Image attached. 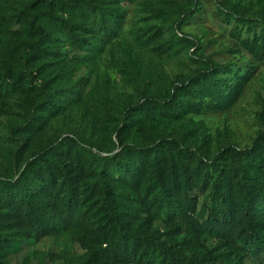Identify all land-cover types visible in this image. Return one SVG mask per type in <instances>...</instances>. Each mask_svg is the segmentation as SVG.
Instances as JSON below:
<instances>
[{"label": "rangeland", "instance_id": "obj_1", "mask_svg": "<svg viewBox=\"0 0 264 264\" xmlns=\"http://www.w3.org/2000/svg\"><path fill=\"white\" fill-rule=\"evenodd\" d=\"M51 1L63 0H0V48L12 52L8 65L0 64V175L15 178L39 148L63 138L116 153L121 147L117 125L127 123L126 114H135L145 97L163 103L173 85L195 82L206 66L200 57L230 68L214 74L235 88L232 104L168 118L147 135L131 132L127 142L183 137L193 129L195 137L188 142L195 148L208 145L209 154L253 145L264 108V0H80L84 13L60 11L76 23L78 37L85 39L81 42L46 16ZM27 5L53 38L47 43L50 53L35 63L27 59L33 40L27 32L30 14L23 11ZM181 10L192 14L178 30ZM30 72L36 87L51 82L61 105L57 115L48 116L43 97L21 85ZM18 78L12 86L10 79ZM34 112L40 116L39 127L13 135L12 128L30 123ZM92 200L86 204L92 205L90 212L95 209ZM96 216L94 212L83 229L18 235V243L5 249L7 264L98 262L102 251ZM246 264H264V254L250 255Z\"/></svg>", "mask_w": 264, "mask_h": 264}, {"label": "trees", "instance_id": "obj_2", "mask_svg": "<svg viewBox=\"0 0 264 264\" xmlns=\"http://www.w3.org/2000/svg\"><path fill=\"white\" fill-rule=\"evenodd\" d=\"M47 9L46 16L74 42L85 41L78 37L76 23L60 11L84 13L80 0L51 1ZM23 11L30 14L27 32L33 36L27 59L35 63L50 53L52 33L38 23L40 16L30 5ZM178 14L180 30L192 10ZM182 38L189 41L187 35ZM11 54L0 48L2 66ZM200 59L206 66L195 82L173 85L163 103L145 97L135 114H126L127 123L117 125L121 147L116 153L63 138L39 148L15 178L0 175V264H7L5 249L18 243V235L83 229L94 212L101 258L78 264H246L250 255L264 254V108L253 145L241 150L228 146L209 154L206 144L195 148L188 142L195 137L193 129L183 137L127 142L131 132L147 135L168 118L232 104L235 88L214 74L230 68ZM29 75L21 85L43 97L48 116L57 115L61 105L51 82L36 87L34 73ZM20 78L10 84L16 86ZM40 123L34 112L30 123L11 133L34 132ZM12 164L17 168V158ZM91 199L94 212L86 205ZM156 220L160 226L154 225ZM82 235L87 237L85 230Z\"/></svg>", "mask_w": 264, "mask_h": 264}]
</instances>
